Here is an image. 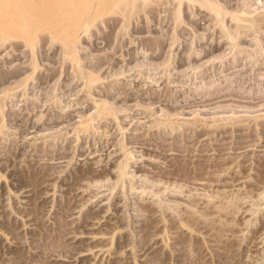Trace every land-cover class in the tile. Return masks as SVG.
Instances as JSON below:
<instances>
[{
  "label": "rangeland",
  "instance_id": "rangeland-1",
  "mask_svg": "<svg viewBox=\"0 0 264 264\" xmlns=\"http://www.w3.org/2000/svg\"><path fill=\"white\" fill-rule=\"evenodd\" d=\"M52 1L64 10L65 23L81 26L91 16V31L96 34L103 27L101 18L114 16L110 11L102 16L97 7L93 15L87 14L90 0ZM207 25L201 24L199 32L209 33L204 30ZM45 33L49 32L43 30L40 36ZM78 33L83 40L84 34ZM49 36L56 38L53 46L50 41L41 44L40 39L41 47L35 49L48 54L59 51L46 62L59 69V63L53 62L60 60L56 55L66 47V34ZM21 42L6 43L10 47L0 48V58L9 50L21 53L12 64L28 63L23 56L29 48ZM14 43L23 51H16ZM249 43V37L242 43L247 51ZM227 58L232 65L228 78L239 69L246 72L242 88H234L240 97L221 90L222 77L213 69L206 82L187 69L185 81L174 83L177 93L169 91L176 85L168 84L164 76L152 84L135 79L133 92L140 95L139 88L156 93L168 88L166 100L157 98L150 108L160 117L171 107L173 118L187 124L175 131L169 126L149 127L148 118L137 119V101L131 98L127 104L134 115L125 119V127L137 123L148 131L133 130L140 137L127 146L131 164L121 178L117 166L122 150L102 140L96 143L92 133L87 137L80 132L85 135L81 143L71 131L81 120L79 112L94 111L91 102L67 98L52 106L47 102L48 107L25 96L3 95L0 264H264V73L259 74L264 72V57H258L259 73L251 67L256 60L245 52L236 67L231 52ZM211 61L220 66L218 59ZM1 64L6 69L9 63ZM219 86L221 92L211 95L209 89ZM66 112L69 116L58 119ZM117 135L112 137H121Z\"/></svg>",
  "mask_w": 264,
  "mask_h": 264
},
{
  "label": "bare ground",
  "instance_id": "bare-ground-1",
  "mask_svg": "<svg viewBox=\"0 0 264 264\" xmlns=\"http://www.w3.org/2000/svg\"><path fill=\"white\" fill-rule=\"evenodd\" d=\"M96 7L101 9L102 16L109 11L114 13L113 17L111 15L110 18L109 16L106 18L108 21L101 18L103 27L101 30L95 27L100 31L99 34L91 31V16L85 19L81 26L65 23L64 10L55 1L0 0V48L4 46L6 48L8 47L6 43H13L18 39L22 41L25 48H29L26 50L29 54L25 51L28 55L24 57L25 52L21 55L23 59L28 60V63L22 64L24 66L19 63L12 64L21 54L20 52L17 55L5 50V55H1L0 63L9 64L5 66L6 69H3L2 64L0 65V98L2 99L3 95H12L17 99L25 96L28 99L31 98L30 100L39 101L42 106L44 104L48 106L47 102L50 105L61 104L67 98L75 100L84 98L83 100L91 102L94 111L86 115L82 111L79 112L81 120L78 121L79 124L76 122L78 125L72 126L71 131L73 130L76 140H80L81 143L83 136L95 134L96 143L99 144V140H102V144H109L108 146H115L117 150H122L123 159L118 161V166L116 164L120 178L129 173L127 168L131 164L132 152L127 146L131 140L135 142L140 137L139 134H133V130H140L143 126L136 123L132 128L125 127L127 125L125 119L131 120L134 115L130 113L132 109L127 104L131 98L137 101L135 110L137 119L148 118L146 123L150 124L149 127L155 124L156 129L162 126L161 129L164 130L163 126H169L171 127L169 130L175 131L186 123L183 124L184 120H181V124L175 117L173 118L176 113L171 114L168 111L171 107L166 109L169 113L163 111L164 113H160L159 117L156 111L150 108V104L157 98L159 102L166 100L168 88H163L157 93L156 90L147 91L149 88H139V91L143 92L140 95L133 92V88L137 86L135 83L137 77L144 84L158 83V79L162 76L168 80V84H177L185 81L187 69H190L195 71V76L206 82L211 76L209 70L213 69L215 75L222 77L220 85L222 83L223 88L219 86L220 88L209 89V91L212 90L211 95L225 88L226 91H230L229 96L240 97L239 91L234 88L237 85L240 89L243 79L246 78V72L239 69L232 78L227 77V71L232 66L227 58L228 53L231 52V62L236 63L235 67L241 64L238 62L245 52L256 60V63L251 64L253 70L258 72L260 69L259 65L262 62L259 63L258 57L260 59L261 56L264 57V0H90L87 4V14L93 15L92 11ZM206 22L208 25L204 30H208L209 33L199 32L201 24L204 25ZM43 30L48 31V35L51 33L56 37L61 33L66 34L67 42L63 44L66 47L62 46L66 56L61 51V57L56 55V59L60 58V60L52 61L59 63V69L46 64L55 59L56 52L48 54L49 52L43 49L38 50L41 47L37 44L38 40L41 39L40 43L47 41L45 45L53 40L46 33L45 36H42L44 33L40 36ZM79 31L84 34L83 40L86 45L82 42L83 40H80ZM46 36L50 39L47 40ZM248 37L251 40L249 43L251 49L247 51L242 43ZM12 39L15 41L12 42ZM17 43H14L15 49L19 51L21 48L18 49L16 46L21 45ZM96 48L100 53L94 51ZM227 48L230 51L227 52ZM56 54H59V51ZM203 59L202 63L197 64ZM215 59H218L220 66L216 67L211 61ZM203 65L208 67L203 68ZM243 66L245 65L242 64ZM261 72L258 73L260 75L264 73ZM132 83L133 87L130 88ZM233 85L234 87L231 88ZM208 86L212 85L208 84ZM173 88L175 90L169 89V91L177 93V85ZM195 88L197 90V87ZM145 94H148L146 98L143 97ZM228 95L224 94V96ZM2 104L0 102V107L3 106ZM64 114L58 115L60 116L58 119H63L70 113ZM146 123L144 125L147 126ZM113 126H116L115 133L111 130ZM183 127L185 129V126ZM127 129L128 131L132 129V132L129 133ZM143 130V132L148 131ZM80 132H86L88 135ZM117 132L121 137L113 138L112 135Z\"/></svg>",
  "mask_w": 264,
  "mask_h": 264
}]
</instances>
